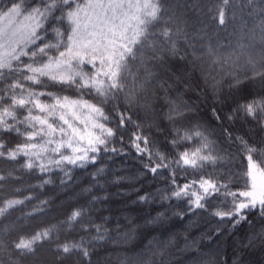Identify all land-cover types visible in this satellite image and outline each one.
<instances>
[{
  "label": "snow or ice",
  "instance_id": "1",
  "mask_svg": "<svg viewBox=\"0 0 264 264\" xmlns=\"http://www.w3.org/2000/svg\"><path fill=\"white\" fill-rule=\"evenodd\" d=\"M235 2L0 0V160L12 162L23 157L22 169L40 173L53 168L63 171L65 165L84 168L95 164L102 152L121 154L123 149L110 145L118 132L131 127L129 147L141 160L147 157L143 168L154 176L168 172L171 191L161 195V200L186 198L189 213L202 211L221 222H231L233 227L248 221L254 210L264 221V183L256 180L258 174L264 176V53L259 59L247 56L244 69L248 74L243 80L235 72L229 73L226 95L221 94L220 81L205 78L212 85L210 112L220 128L219 135L197 119L191 105L171 99H166L164 114L170 137H166L165 150L145 134L142 123L132 119V110L141 105L146 86L162 79L163 88L167 83L163 77L171 78L174 64L186 62L185 71L190 66L193 74H203L208 61L213 70L225 63L210 38L199 34L206 29H199L196 35L188 32L185 16L194 11L206 15L217 27L226 26L236 19ZM243 7L258 19L256 27L264 47V0H243ZM203 39L209 43L193 42ZM248 50L239 46L240 56L232 62L233 68ZM49 85L75 90L78 97L47 91ZM236 93H242L241 100L230 102ZM143 107H149L146 100ZM237 123L242 129L245 124L254 129L259 139L252 140L249 130L236 129ZM12 137L21 142L13 143ZM123 140L121 135L120 143ZM237 158L242 172L227 167ZM103 172V168L97 169L93 178ZM5 179L0 172V181ZM180 179L186 182L178 183ZM241 180L243 188L238 187ZM148 200L149 194L139 197L141 202ZM22 203L0 198V216ZM164 216L157 213L149 223H159ZM87 217L86 208H76L62 223L80 224L82 231L95 230L97 236L57 240V264L65 260L90 264L89 248L93 241L103 239V233L102 226L84 222ZM56 231L53 225L20 236L14 247L33 253L39 242ZM257 243L264 247V228L249 238L247 247Z\"/></svg>",
  "mask_w": 264,
  "mask_h": 264
},
{
  "label": "trees",
  "instance_id": "2",
  "mask_svg": "<svg viewBox=\"0 0 264 264\" xmlns=\"http://www.w3.org/2000/svg\"><path fill=\"white\" fill-rule=\"evenodd\" d=\"M191 2L188 0L189 4ZM234 10L236 19L221 27L204 14L188 11L185 16L191 35H196L199 29H206L205 33L199 34L210 38L217 55L225 61L222 66L216 65L213 70L211 61H208L203 74L200 71L193 74L190 66L184 70L186 62L176 63L171 67V78L163 77L167 80L163 88L162 79L150 82L141 98V105L132 110V119L144 125L145 134L162 150H165L169 128L164 116L166 99L191 105L198 113L197 119L206 122L219 135L220 128L210 112L213 106L212 85L205 78L215 77L220 81L223 84L221 94L226 95L229 92L226 81L231 78L229 73L235 72L243 80L248 74L244 69L247 56L259 59L264 53L259 28L256 27L258 19L248 15L250 9L243 7V0H236ZM49 38L52 39L51 36ZM193 42L207 45L209 39ZM240 45L249 50L233 68L232 62L240 56ZM87 70L88 67L85 68ZM47 91L73 99L78 97L75 90L62 89L59 85H49ZM241 97L242 93H236L230 102L239 101ZM85 98L90 99L88 96ZM145 100L149 105L147 109L143 107ZM234 127L240 131L249 130L247 124L243 129L240 123ZM132 131L134 129L129 127L127 132H118L110 145L123 149L121 154L102 152L95 164L84 168L65 165L63 171L53 168L50 172L40 173L22 169L23 157L12 162L0 160V172L6 177L0 181V198L24 201L0 216V264H57V240L64 242L97 236L95 230L82 231L80 224L70 226L62 223L73 209L81 207L88 210L84 222L91 220L93 225L102 226L103 239L93 241L89 248L90 264H264V247L259 243L255 247H247L249 238L264 228V221L258 213L254 210L248 215V221L233 227L231 222H221L218 217L202 211L189 213L186 198L161 200V195L171 191L168 172L154 176L143 168L147 157L141 160L135 149L129 147ZM121 135L123 143L119 141ZM249 135L254 141L259 139L254 129L249 130ZM11 139L13 143L21 142L17 137ZM227 167L236 172L243 171L239 158ZM99 168L104 172L94 179L93 174ZM44 180L50 183L44 184ZM185 182L178 180L181 184ZM243 186L244 181L241 180L238 187ZM145 194H149V200L139 201V197ZM93 197L99 199L93 201ZM161 212L165 213L162 221L149 223ZM53 225L57 231L49 239L39 242L33 253H22L14 247L18 237ZM64 264L72 262L65 260ZM77 264H89V261H78Z\"/></svg>",
  "mask_w": 264,
  "mask_h": 264
},
{
  "label": "rangeland",
  "instance_id": "3",
  "mask_svg": "<svg viewBox=\"0 0 264 264\" xmlns=\"http://www.w3.org/2000/svg\"><path fill=\"white\" fill-rule=\"evenodd\" d=\"M256 180H257V183H264V176H261L258 174L256 177Z\"/></svg>",
  "mask_w": 264,
  "mask_h": 264
}]
</instances>
